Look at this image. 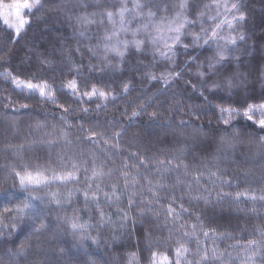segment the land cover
Wrapping results in <instances>:
<instances>
[{"label": "trees", "instance_id": "trees-1", "mask_svg": "<svg viewBox=\"0 0 264 264\" xmlns=\"http://www.w3.org/2000/svg\"><path fill=\"white\" fill-rule=\"evenodd\" d=\"M86 2L92 4V0ZM122 2L124 0H101L100 7L89 6L87 12L100 13L106 9L116 12ZM140 2H148L159 23L163 17L171 20L176 15L181 0ZM41 3L42 7L24 13L30 23L19 36L0 20V73L11 72L15 77L31 79L36 84L47 81L55 93L53 102L41 98L38 92L17 89L10 80L0 78V264H91L92 261L95 264H130L132 254L135 259L131 264H152V252L167 254L174 261L175 248L179 244L190 249L187 259L193 264L198 259L194 256L198 245L202 251L208 249L210 252L215 248L218 253H223L212 264H243L246 259L244 249L249 240L264 244V236H261L264 232V200L259 199L264 196V148L258 146L259 136L264 133L258 129L238 128L239 139L235 147H222L220 137L225 131L217 120L219 113L205 103L200 93L203 92L215 106L220 103L218 97L228 93L224 90L210 92L209 87L213 82L223 83L231 76L235 85L232 89L234 98L237 92L247 95L254 90L257 99L249 100V103L260 102L258 97L264 90L260 71L264 68V0H239L246 20L232 35L242 33L245 40L229 45L225 53L229 59L219 71L213 69L212 73H209L208 63L215 56L217 45H203V41L195 45L193 34H200L202 26L204 29L214 27L215 22L209 17L216 14L215 9L205 8L213 0H188V11L184 15L192 23L186 25L187 34L182 36V42L189 47L185 50L177 46L172 61L160 58L146 40L145 33H138L136 37L146 41L142 51L130 47L123 60L114 53H108L105 60L102 38L119 29V16L115 17V24L104 18L102 24L86 25L91 38L83 39L78 36L81 28L76 17L84 14V9L78 6L77 0H41ZM127 6L131 9L133 0H127ZM165 8L166 12L163 11ZM201 12L203 17H200ZM96 19L101 17L98 15ZM125 20L130 31L119 34L122 40H131L132 31L148 23L147 19L134 13L126 14ZM220 34L227 35L228 30ZM97 44H100L99 48H96ZM89 47L95 49V54ZM77 48L80 51L77 52ZM73 65L79 66V75L71 70ZM170 71L181 72V75L167 89L162 82L151 81L146 75L151 72L159 76ZM199 71L207 75L201 78L197 75ZM72 79L81 85V92L90 91L95 85L118 98L97 110V104H103L101 100L84 98L81 103L63 88ZM84 81H88L86 86ZM124 84L131 89L128 95L123 94ZM161 90L164 95H157ZM148 97H152L151 105L130 121L131 112ZM59 105L68 111L63 112ZM82 108H88L89 112H82ZM152 112L157 113L155 120L149 117ZM61 115L64 120L60 119ZM181 120L191 121V126L176 129ZM170 121H174L172 127H165ZM38 122L41 127H37ZM197 126L202 128L203 135L193 141L190 137ZM85 129L102 133L109 143L105 144L104 139L97 143L85 139L88 135ZM121 130L123 134L119 139H113ZM62 132L67 133V139L63 138ZM227 132L228 138L232 139L233 129L229 128ZM193 142L207 144V151L191 148ZM185 145H189V150L183 160L189 165V174L182 175L183 169L167 174L161 181L165 187L158 195L160 205L166 207L175 197L176 204L183 203L188 213L174 223L161 210L159 216L147 213L135 225L130 220L126 227H121L117 209L127 210L128 197L135 191L137 207L131 210V216L135 218L139 208L143 207L140 200L152 198V193L147 190V180L155 183L160 179L154 162L171 158ZM132 153L144 157L146 166L141 165L138 156ZM214 156L217 159H213ZM73 163L80 168L79 182L62 184L57 181L22 187L15 176V171L35 173L44 169L62 174L72 171ZM94 167L102 169L105 175L86 180V176L91 177ZM217 171L218 176L210 175ZM124 172L128 174L127 190ZM199 172L203 175L197 183L193 174ZM45 175L51 176L52 171ZM178 175L183 181L180 185L176 184ZM132 177L137 180L134 188ZM89 183L93 190L97 185L103 190L98 194L99 206L94 201L85 203L83 192L88 190ZM112 185L117 186L119 203L103 198V192L110 193ZM70 191L72 196L68 200ZM237 192L248 195L234 202ZM53 193L60 199L59 205L55 203ZM218 194L228 195L219 201ZM197 196L205 197L207 203L205 199H193ZM251 196L257 199L253 201ZM26 202L32 205L31 214L17 217L15 207ZM5 209L12 211L5 212ZM100 211L106 214L104 224L100 223ZM73 216L84 225V234L95 237L97 243L92 239L81 242V233H74L67 222ZM42 222L46 227L34 231ZM181 224L185 228H181ZM191 225H196L195 236L191 235ZM201 225L204 231H209V237L203 236ZM212 229H215L214 235ZM186 230L187 236L184 235ZM22 245L25 250L17 255ZM257 264H261L259 257Z\"/></svg>", "mask_w": 264, "mask_h": 264}, {"label": "snow or ice", "instance_id": "snow-or-ice-1", "mask_svg": "<svg viewBox=\"0 0 264 264\" xmlns=\"http://www.w3.org/2000/svg\"><path fill=\"white\" fill-rule=\"evenodd\" d=\"M101 0H92V4L86 2V0H77V4L80 8L84 9V14L78 15L76 17V23L80 26L81 30L78 32V36L83 39H90L91 37L88 35V29L85 27L86 25L91 24H102L104 18L108 20V22L115 24V17L119 16L120 18V27L119 29L113 30L108 32L102 38L103 43V50L105 52V60H107L108 53H114L117 57L123 60L126 52L129 50L130 47H134L137 51H142L143 46L145 45V39H137L138 33H145L146 40L151 43L153 49L156 53L159 54L160 58L172 61L176 55L175 49L177 46H182L187 50L189 45L183 44L182 36H185L187 33L185 31L186 25H190L192 21L188 20L187 17L184 15L185 12L188 11V0H181L178 4V11L176 15L172 17L171 20H168L167 17L161 18L160 22L157 23L154 19L156 13L149 8L148 2L141 3L140 0H133V7L131 9L127 6V0L122 2L121 7L116 11L113 12L111 10H104L103 12L97 13L92 12L88 13L87 8L89 6L100 7ZM41 0H14L12 3H4L0 0V20L9 28L14 30L17 36L20 35L22 30H24L25 26L30 23L29 19L25 18L24 13L31 12L33 9H38L42 7ZM145 8H148V11H144ZM205 8H213L215 9V15L209 17L210 20L214 21V27L211 29H204L203 26L201 27L200 34H193V44L199 45L201 41H203V45H209L211 43H215L217 45L215 56L210 59L208 63L209 73H212L213 69L219 71V68L224 66V62L229 59L225 53L229 50V45H236L237 41L245 40V36L241 33L238 36L232 35V33L236 32L237 26H239L242 22L246 20V14L241 11V5L239 0H235V2H230V0H213L211 5H205ZM163 11H167L165 8ZM128 13H134L135 16H140L142 18L147 19L148 23L144 24L142 28H137L136 30L132 31V39H120L119 34L121 32H128L130 29L127 27V21L125 20V16ZM100 16L101 19L97 20L96 17ZM204 13H200V17H203ZM71 19V18H70ZM218 21V22H216ZM149 29H153V31H149ZM225 29L228 30L227 35H221L220 33ZM223 41V43H220ZM100 44L96 45V48H99ZM235 50V49H233ZM76 51H80L79 48ZM89 51H92L95 54V49L89 47ZM69 61L71 60V56L68 57ZM236 59H239L238 57ZM6 63V62H5ZM42 63H47V61H42ZM72 71L76 73V75L80 74L79 66L73 65L71 68ZM261 77L264 78V68L261 70ZM215 74V73H213ZM148 79L157 83L162 82L164 85V89H167L172 81L178 79L181 75V72H165L161 73L159 76L149 72L146 74ZM197 75L201 78L205 77L207 73L204 71H199ZM0 78L5 80H10L11 83L17 89L21 90H28L30 93L38 92L40 97L46 100H51L55 102V93L52 90L51 86L48 84L47 81H42L40 84L33 83L31 79L23 80L19 77H15L12 75L11 72H3L0 73ZM88 81H84V85L86 86ZM235 87L233 84V77L229 76L226 77L223 83L213 82L209 87L208 91L215 92L217 90H224L228 93L227 96L218 97L220 103L213 106L211 102L208 100V97L203 95V92L200 93L201 97H203L205 103L209 104L210 107L213 108L214 112H218L219 115L217 116V120L224 126L225 135L220 137V144L222 147L227 148H234L236 140L239 139V133L236 131L238 128H243L245 130L248 129H258L260 133H264V90L261 91L258 99L260 102L258 103H249V100L257 99L255 96V91L252 90L249 94L244 95L240 92L235 94V98L232 94V89ZM63 88L69 91L76 100L80 101L81 103L84 102V98L91 101L94 98H97L103 102V104H97V110L100 109L102 106L106 105L108 101H115L118 97L114 95L112 92L104 91L95 85L92 86L90 91L81 92L80 88L81 85L77 83L75 79L69 80ZM193 88L195 86L193 85ZM131 89L128 84L123 85V94L128 95ZM245 91H248L247 89ZM157 95H164V90H161L157 93ZM152 97H148L144 102H142L138 109L133 110L128 117L129 120H133L136 117L140 116L144 113L151 105ZM236 104L238 107H233L232 105ZM227 105V106H225ZM24 108H27V105H23ZM59 107L63 110V112H67L68 109L64 108L63 105H59ZM243 109V110H241ZM82 112L88 113V108H82ZM125 116H128V113L125 112ZM150 119L155 120L157 118V113L152 112L149 114ZM236 118H240L236 120ZM61 120H64V116L61 115ZM174 121H170L165 127H172ZM42 125L37 123V127H41ZM191 126V121L181 120L178 124H176V129L183 130L187 129ZM83 126L81 125V128ZM231 128L233 132L230 134L232 139L228 138L227 130ZM88 132V135L85 139L90 140L92 143H97L99 139H104L105 144H108V139H105L102 133H98L92 131L91 129H85ZM123 134V130L118 131L114 134L113 139L118 140L119 137ZM180 135H183V132L180 131ZM203 131L200 126L194 127L192 131V135L190 139L195 141L198 137H202ZM62 136L64 139H67V133L62 132ZM117 145H113L116 147ZM259 147L264 148V135L259 136ZM191 148H199L200 151H207L208 145L204 143H195L190 146ZM189 145H185L178 150V153L173 155L169 159H159L156 160L155 168L156 171L160 174V179H158L155 183L151 180H147L148 188L147 190L152 193L151 199H141L140 205L143 207L139 208L137 216L134 218L131 216V210L134 207H137L136 196L137 193L133 191L127 201V210L124 208H118L117 212L121 217V227H126L127 223L131 220L132 224L135 225L138 219L143 218L147 213H152L156 216L160 215L161 210L166 213V217L170 218L172 222L179 221L184 214L188 213V209L184 207L183 203L176 204L175 197L167 204L165 207L164 205H160V197L158 192L165 187V185L161 182L164 177L171 173V172H179L180 169H183L182 175L187 176L189 174V165L186 164L183 160V156L188 152ZM220 149L218 148L217 151ZM134 156H138L137 153H132ZM140 164L146 166V161L144 157H139ZM213 159H217V157H213ZM127 167V165H125ZM72 171H67L62 174L55 173L54 170L44 169L36 171L35 173L25 170L23 173L15 171V176L19 179V183L22 187H27L28 185H48L53 182L59 181L62 184H66L68 182H79V177L77 173L80 171V168L73 163ZM52 171L51 176L45 175V172ZM87 172V169H85ZM219 171V170H218ZM217 172H211V176H218ZM105 173L102 169L93 168L91 177L86 176V180H95L97 178L102 177ZM125 177V190L129 187V180L127 172L123 173ZM203 173H194L193 177L199 182L200 176ZM137 180L135 177H132L131 185L134 188ZM183 181L180 178V175L176 178V184L180 185ZM189 190L191 189V185H188ZM103 190L96 186L93 190L91 183H89L88 190L83 192V196L85 199V203L89 201H94L99 206L100 196L98 195ZM91 193V194H90ZM228 194H218V200L222 201L224 197ZM247 192H237L234 197V202H239L242 196L247 197ZM72 192L70 191L68 194V200L71 199ZM55 203L58 205L60 204V199L57 198V194H52ZM103 198L109 202L115 201L119 203L120 196L117 194V186L112 185L111 192H103ZM34 199V198H29ZM182 199V198H181ZM193 199H205L207 203V199L205 197H193ZM250 199L255 201L257 199L256 196H251ZM260 200H264V196L259 197ZM153 205H160L159 207H153ZM12 211V209H5V212ZM32 205L31 203H24L22 205H17L15 207V213L17 217H25L31 214ZM100 216V223L104 224L106 220V214L103 211L99 212ZM110 220V218H108ZM197 221H200V217H196ZM71 229L74 233L80 232V240L83 242L87 239H92L93 243H97L95 237H91L89 235L84 234V225H81L78 222V218L73 216L67 221ZM143 226V225H141ZM15 227V225H13ZM46 225L42 222L38 227L34 229V231L39 232L44 229ZM181 228H185L184 224L180 225ZM192 228L191 235L195 236V229L196 225H191ZM201 231L203 232V236L205 238L209 237V231H204L203 226L201 225ZM211 232L213 235L215 234V229H212ZM147 235V234H146ZM184 235H189V232L186 230ZM261 236H264V232H261ZM230 238V237H229ZM236 247V245H233ZM25 250L24 246L22 245L19 252L16 253L19 255L23 253ZM245 255L246 259L243 261V264H257V258H260L261 264H264V244L256 240H249L245 245ZM190 249L186 247L184 244H179L178 247L175 248V259L174 261L170 260L167 254H159L157 252H152V264H193V261H189L187 259V254H189ZM195 257L198 259L195 260L194 264H212V262L216 259H219L223 256V253H218L215 248H212L209 252L208 249L201 250V247L198 245L197 251L194 253ZM135 259V254H132L129 257L130 264L131 261ZM91 264H95V261H92Z\"/></svg>", "mask_w": 264, "mask_h": 264}]
</instances>
